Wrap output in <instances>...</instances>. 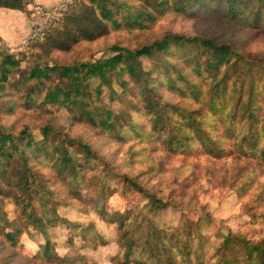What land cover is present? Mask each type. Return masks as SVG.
Returning <instances> with one entry per match:
<instances>
[{
	"label": "trees",
	"instance_id": "1",
	"mask_svg": "<svg viewBox=\"0 0 264 264\" xmlns=\"http://www.w3.org/2000/svg\"><path fill=\"white\" fill-rule=\"evenodd\" d=\"M135 1L148 7L76 0L42 39L30 42L32 63L27 75L12 83L18 106L44 110L51 104L65 108L71 120L88 123L113 141L133 137L143 147L132 155L146 158L147 149L159 146L168 155L203 153L223 159L232 166L230 184L246 195L257 179L258 167L264 170L260 162L264 160V60L260 56L249 57L238 46L217 44L202 36L166 32L133 47L111 44L108 56L71 64L42 61L53 52H69L82 42L102 38L112 26H143L170 9L183 14L221 12L264 31V0ZM26 5V0H0L2 7L24 10ZM7 52L0 47V53H5L0 61V85L7 79L6 65L15 58ZM142 56L152 61L150 69H144ZM237 65H244L243 73L235 71ZM113 79L120 91L112 85ZM4 107L0 103V111ZM40 132L41 137L35 138L26 130L16 134L0 128L2 244L15 247L23 236L29 237L37 242L33 258L68 263L73 258L54 250L51 227L66 224L81 235L83 248L107 242L93 221L85 226L59 212L61 207H84L115 226L114 241L119 246L111 258L115 264L203 263L201 223L183 213L178 224L157 227L149 214L162 206L161 200L128 175H123V197L136 190L145 206L109 210L107 200L114 191L94 172L97 160H105L103 156L86 140L64 135L49 123ZM83 182L91 189L82 192ZM258 196L263 198V192ZM5 199L14 207L13 217L3 209ZM36 233L43 241H37ZM192 239H197L196 247ZM211 248L212 264H264V237L253 242L229 231L219 246Z\"/></svg>",
	"mask_w": 264,
	"mask_h": 264
},
{
	"label": "rangeland",
	"instance_id": "2",
	"mask_svg": "<svg viewBox=\"0 0 264 264\" xmlns=\"http://www.w3.org/2000/svg\"><path fill=\"white\" fill-rule=\"evenodd\" d=\"M112 1H115V4L124 3L125 7L133 5L148 7L143 1ZM166 32L197 35L212 39L217 44L238 46L241 53L249 57L258 55L264 60V31L261 29L254 28L244 21L233 20L221 12L194 11L183 14L170 9L158 13L143 26L120 25L116 28L112 26L102 38L82 42L69 52H53L42 62L46 65H52L54 62L71 64L78 59L108 56L112 54L107 50L111 44L121 42L122 45L133 47L137 43L152 40ZM4 49L15 58L11 59L13 63L6 65L7 79L0 85V103H5V107L0 111V128L16 134L26 130L27 134L38 138L41 137V127L49 123L64 135L81 137L90 143L105 159L97 160L94 172L102 177V182L108 185L110 191H114L107 200L109 210L123 211L130 205H135L136 209L145 206V199L136 190L128 191L123 197L122 193L125 191L123 175H128L155 193L161 200L162 206L155 213L149 214L157 227H171L178 224L183 213L191 221L203 225L201 235L204 254L201 264H212L215 258L211 246H219L229 231L253 242L264 237V197L258 196L262 192L264 194L262 167H258L257 179L249 192L242 196L237 186L230 184L228 177L232 172V166L223 159H213L203 153L168 155L159 146L153 150L147 149L146 158L132 155L133 151L143 147V144L138 143L135 138L113 141L108 136L98 133V130L88 123L71 120L65 108L57 109L51 104L45 105L44 110L27 109L21 105L19 107L17 103L19 96L14 91L12 83L27 75L32 63L30 55L33 48L19 46ZM4 57L5 53H0V61ZM140 59L144 69L151 68L152 61L149 58L142 56ZM244 70V65H237L235 71L243 73ZM153 75L157 77L158 73L153 72ZM34 81L35 79L30 83ZM112 85L120 91V85L115 79L112 80ZM43 93L44 91L41 96ZM260 162L264 166V160ZM41 169L43 175L48 176L46 170ZM89 189L91 186L86 182L81 184L82 192ZM3 209L8 216H14V207L7 199ZM59 212L71 221L81 222L85 226L93 221L107 242L95 248H83L79 246L82 239L80 234L71 232L66 224L53 226L50 228V238L54 242V250L60 256L73 258L68 263L58 264H115L111 258L118 252L119 246L114 241L116 236L114 225L106 224L93 209L88 212L84 207L76 209L67 206L61 207ZM145 212L147 213L148 210L146 209ZM35 238L37 241H43V237L37 233ZM196 240H191L193 247L197 246ZM36 248L37 242L25 236L15 247L6 246L0 241V264H53L33 258Z\"/></svg>",
	"mask_w": 264,
	"mask_h": 264
},
{
	"label": "crops",
	"instance_id": "3",
	"mask_svg": "<svg viewBox=\"0 0 264 264\" xmlns=\"http://www.w3.org/2000/svg\"><path fill=\"white\" fill-rule=\"evenodd\" d=\"M24 10L0 6V47L17 48L22 39L30 34L31 22L29 18V6L32 3H40L45 7H51L62 0H26Z\"/></svg>",
	"mask_w": 264,
	"mask_h": 264
},
{
	"label": "built area",
	"instance_id": "4",
	"mask_svg": "<svg viewBox=\"0 0 264 264\" xmlns=\"http://www.w3.org/2000/svg\"><path fill=\"white\" fill-rule=\"evenodd\" d=\"M74 2L75 0H62L51 7L32 3L29 6L30 34L22 39L20 46L27 47L31 41L42 39Z\"/></svg>",
	"mask_w": 264,
	"mask_h": 264
}]
</instances>
